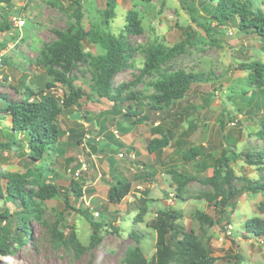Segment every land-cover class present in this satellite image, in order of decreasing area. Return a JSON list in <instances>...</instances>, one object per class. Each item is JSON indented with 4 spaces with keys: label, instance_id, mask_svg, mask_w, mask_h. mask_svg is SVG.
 Listing matches in <instances>:
<instances>
[{
    "label": "rangeland",
    "instance_id": "obj_1",
    "mask_svg": "<svg viewBox=\"0 0 264 264\" xmlns=\"http://www.w3.org/2000/svg\"><path fill=\"white\" fill-rule=\"evenodd\" d=\"M11 8L0 5V24L8 23L10 27L0 31V93L10 100H20L25 97V87L28 86L37 91L44 88L47 81H51V75L47 73L48 66L42 62V49L56 39L54 30H65L74 19L71 15L73 8L69 0H12ZM183 1V0H182ZM106 0H82V25L89 29L93 25L101 31H109L119 35L123 33L126 23L125 16L128 10L137 12L143 31L140 34L124 33L125 39L130 46V59L120 72L115 75L114 86L121 83H130L123 93L135 92L136 100L125 103L147 106L149 95L153 90V82L164 74L174 73L178 70L193 73H203L204 82L193 83L183 99L176 100L168 108L167 113L172 120L177 139L180 146L172 145L171 165L169 170L177 169L187 175H196V178L204 175H211V169L201 172L196 161H185L182 159L184 149L190 146L205 143L208 151L206 162H212L219 156L222 148H234L242 151L256 152L264 149V138L255 136L256 131L264 121V106L262 110L249 107V93L253 89L247 84L246 70L239 64L247 61L259 60L264 63V40L256 34H242L236 28L235 22L230 21L222 28V36L219 41L213 42L207 37L195 45H187L184 53L174 59L162 64L156 71L150 74L141 75L140 70L145 61L144 49L152 43L160 42L169 47L179 42L186 36V31L193 27L190 15L184 10L179 0H117L115 17L104 22L102 10ZM188 7L196 5L198 8L200 0H184ZM253 7L264 9V0H253ZM23 15L26 25L20 32L10 22L12 14ZM196 27V26H195ZM203 35L201 28H196ZM205 37V36H204ZM206 38V37H205ZM83 50L93 55H99L103 49L94 43L82 44ZM6 59L4 61L3 59ZM53 69L62 71L60 67L52 66ZM73 85L81 88L85 95L79 100L81 111L87 115L90 121L81 118L86 128L93 127L95 117L101 119L102 111L110 109L112 101L107 96L93 91L92 85L96 80V72L86 61L77 62L70 72L65 74ZM139 79V80H136ZM132 81H135L133 84ZM59 92L58 99H62L61 91L66 85L56 82ZM247 92L246 96L243 95ZM113 93V92H112ZM111 93V94H112ZM258 97V90H254ZM88 94V95H87ZM124 103V104H125ZM6 101L0 98V107H5ZM262 104V101H260ZM115 107L118 108L116 105ZM115 107L113 111H116ZM127 108V107H125ZM205 108V110H201ZM148 109V107H147ZM224 109V110H223ZM119 110V109H117ZM165 108L162 113L156 116V111L147 110L148 115L161 117L165 115ZM248 110V111H247ZM223 111L226 126L219 129L218 118ZM120 114V113H119ZM63 113L58 118V124H72L71 118ZM109 114L108 116H110ZM112 116V115H111ZM114 117V115L112 116ZM155 117V118H156ZM169 118V117H168ZM125 119L122 114L109 121L108 130L103 132V137L109 141L116 135L111 132L115 122L121 126ZM201 124L198 130L196 124ZM205 123V125H202ZM10 120L7 118L0 128L3 134L9 133ZM143 126V124H141ZM176 125V127L174 126ZM79 127L74 128L78 130ZM144 127L140 131H144ZM234 129L240 130V139L234 141L236 134ZM198 131L187 137L192 131ZM182 134L180 137L179 133ZM185 132V133H184ZM165 134L168 135L166 132ZM233 135V136H229ZM18 137H21L18 135ZM100 133L91 137L98 147L104 145ZM187 137V143H186ZM173 138V136H171ZM185 138V139H184ZM191 138V139H190ZM184 139V140H181ZM0 140H7L0 136ZM88 136L79 146V152L74 150L78 160L86 164V170L94 166L93 175H99L104 163V157H96L95 160L88 157L87 148ZM172 140V139H171ZM181 140V141H180ZM193 140L192 143H189ZM112 141V142H111ZM110 141L107 154L114 156L118 149H124L125 145L119 140ZM121 143V144H120ZM186 143V144H185ZM120 144V145H119ZM170 144H173L170 142ZM23 143L13 145L11 150H4L0 154V168L8 172H25L28 167L26 157L29 149L22 154ZM185 145V147H184ZM25 147V146H24ZM99 148V149H100ZM64 152L57 154L50 152L43 160L34 163L32 166L35 172L41 171L46 182L52 183L59 190L56 197L42 202L41 208L44 211L43 219L46 224L30 219L31 236L24 245L18 247L11 255L1 256L0 264H122L125 250L128 247L138 245L143 255L151 260L155 256V231L147 227L146 223L156 216L158 211L175 209L181 212L182 217L178 222L184 226L186 231L193 233L205 244L211 255L218 257L213 264H232L233 255L242 257L241 264H264V236L254 237L249 235L243 228L247 218L259 215L257 204L262 200V195L244 190L235 200V209L229 212V219L222 218L217 209L214 208V200L207 201L202 197L204 193L212 192L210 185L202 184L191 180L185 184L181 192L176 191L171 176L170 185H144L148 179L138 175L129 177L130 182H141L145 189L153 190L154 199L146 204V213L142 221H136L135 215L139 210V201L135 203L133 210L124 215L122 208L128 207L127 202H112L108 199L110 185H81V197H74L70 191V182L75 180L81 184L84 178L82 170L73 173L64 164ZM174 159V161H173ZM179 159V161H178ZM112 163V159H108ZM200 161V160H199ZM236 177L232 180V188L239 189L244 178L260 181L264 175V166L246 164L241 158L232 163ZM171 168V169H170ZM137 171V170H136ZM150 171L154 174L157 169L154 165ZM139 175L142 172H137ZM142 178V179H141ZM32 183L28 187L36 188L33 176L29 177ZM134 183V184H135ZM224 189H227L224 186ZM143 193V192H142ZM169 195L172 202L169 203ZM138 196V195H135ZM68 202V204L66 203ZM131 204V203H130ZM8 206L14 211L16 206L13 203L0 201V211L3 206ZM141 206V205H140ZM83 210L88 213L85 216ZM97 211L100 216H94ZM202 212L211 218L210 222H201L197 214ZM103 215V216H102ZM90 217V220L88 218ZM104 218V219H103ZM90 221L100 223L94 231ZM75 231L77 239L83 251L76 253L73 247L67 242L68 235Z\"/></svg>",
    "mask_w": 264,
    "mask_h": 264
},
{
    "label": "trees",
    "instance_id": "obj_2",
    "mask_svg": "<svg viewBox=\"0 0 264 264\" xmlns=\"http://www.w3.org/2000/svg\"><path fill=\"white\" fill-rule=\"evenodd\" d=\"M69 2L73 7L71 15L74 22H71L65 30L55 29L56 39L41 51L42 62L45 66H48L47 73L51 75L52 80L47 81L44 88L37 91L26 86L25 97L20 100H10L0 93V98L6 101L5 107H0V126L7 118L10 120L8 127L10 134L4 135L3 129L0 128V136L4 140L7 139L5 141L0 140V154L4 150H11L13 145L22 142L23 149L21 153L26 154L24 150L29 149L26 157L30 165L24 173L18 171L8 172L0 168V201L10 202L16 206V209L12 212L7 205L3 206L0 211L1 256L11 255L30 238L31 218L46 224L43 219L44 211L41 204L43 201L59 194L58 188L52 183L46 182L43 173L41 171L35 172V166L34 169L32 167L34 163L43 160L50 152L60 151L59 141L65 131L58 124L59 116L63 111L70 113L79 110L83 119H86L81 111L79 101L85 93L81 88L75 87L72 81L66 78L65 74L70 72L77 62L86 61L88 58L89 65L97 75L92 85L93 91L96 90L99 94L107 96L112 101L113 107L118 106V108H115L119 113L124 108L122 105L125 102L132 100L138 102L135 92L123 93L130 83H121L117 86L113 84L115 75L126 67L131 56V48L125 39L124 33L140 34L143 31L137 12L133 9L127 11L123 33L115 35L109 31L96 29L93 25L89 29H85L81 23L83 18L82 0H69ZM179 2L190 15L194 26L186 31L185 38L172 46L167 47L160 42L149 44L144 49L145 61L140 70L141 75L156 71L162 64L184 53L187 45H195V43L204 41L207 37L213 42L219 41V36H222L224 32L222 28L226 27L230 21L235 22L240 33L256 34L264 40V9L254 8L253 0H200L198 8L196 5L188 7L184 0H179ZM0 5L11 8L13 1L0 0ZM116 6L117 0H106L105 7L101 12L105 23L115 17ZM9 27L10 24L1 23L0 31H4ZM197 27L203 30V35L198 32ZM85 41L98 44L103 52L99 55L85 52L82 46ZM0 48H2L1 44ZM3 60L6 61L5 58ZM52 66L60 67L62 71L53 69ZM239 66L248 72L247 84L253 88L249 93V103L247 105L250 109L262 110L264 106V63L254 60L242 62ZM203 80H206L203 78V73L178 70L174 73L164 74L153 82L154 92L149 95L147 106H133L128 103L122 115L130 118V125L140 124L149 118L144 110H153L159 115L162 113V109L165 108V115L162 118L170 120V115L166 113L172 103L183 99L193 83L204 82ZM56 82L66 85V93L61 102L52 92ZM132 82L135 83V81ZM254 90H258V97ZM246 93L245 91L243 95L246 96ZM260 101H262V104H260ZM170 121L172 122V120ZM218 122L219 129L223 130L226 126L223 111L218 118ZM98 125L100 124L96 122L97 127ZM174 126L176 127V125ZM196 126L198 125L196 124ZM174 130L175 128L172 129V131ZM172 131L169 130L168 135L162 133L161 137L151 138L147 143L148 152L154 153L169 146ZM239 132L241 131L237 129L232 131V134H236L234 136L235 142L240 139ZM73 134L75 138L77 137L76 144H81L85 135L89 133L86 130H74ZM181 134L182 132L178 136L180 137ZM18 135L21 137H18ZM255 136L260 139L264 138L263 120ZM177 144L180 146L178 140L173 143V146ZM89 146L92 145L89 144ZM91 150L96 153L99 152V148L95 146H92ZM181 155L184 162L199 158L200 161H196V164L200 167V170L205 172L211 169L212 174H202V176L196 178V175H187L172 168L170 174L177 192H181L185 184L191 180L210 185L212 192L204 193L202 197H205L207 201L214 200L213 206L219 212L220 217L227 219H229L228 213L233 212L235 209V200L244 190L261 194L262 200L257 204L259 215L247 218L243 228L251 236H264V175L257 182L244 178L243 185L239 189L232 188V180L236 177L232 163L241 158L246 164L264 166V149L256 152H241L235 146L234 148L224 146L218 157L212 162H206L207 158L209 160L207 147L199 144L190 146L187 150L184 149ZM69 167H71L70 164ZM30 176H33L34 185L32 186H36V188L28 187V184L33 182L30 181ZM70 185V191L74 192L73 196L81 197V183L72 180ZM224 186L227 189H224ZM129 190L130 184L128 181H120L116 185H110L108 199L112 202H120ZM139 202L141 206H138L139 210L135 215L136 221L143 220L147 207L142 199H139ZM66 203L68 204V202ZM79 211L88 216L87 212L80 209ZM181 217V212L175 209L158 211L156 216L146 223L147 227L155 231V256L148 260L143 255L141 248L135 245L125 250L122 264H213L218 257L211 255L208 247L200 241L193 231L184 229V226L178 222ZM197 217L201 222L211 223V218L202 212H198ZM88 220H90V217ZM90 223L94 227V231L101 226L96 221H90ZM67 242L76 253L83 251L75 231L70 232ZM233 259L234 263L232 264L242 263V257L238 254L233 255Z\"/></svg>",
    "mask_w": 264,
    "mask_h": 264
},
{
    "label": "crops",
    "instance_id": "obj_3",
    "mask_svg": "<svg viewBox=\"0 0 264 264\" xmlns=\"http://www.w3.org/2000/svg\"><path fill=\"white\" fill-rule=\"evenodd\" d=\"M130 104L133 105V103H130ZM127 105L128 103H125L122 105L124 108L121 109L120 114H123V112H125V109H126L125 107H127ZM112 106H113V103L111 107ZM133 106H136V105H133ZM111 107L110 109H106L102 111V114L104 117H102L101 119H98L97 117H95V124H94L95 126L93 125V127L91 126L89 128H86V125L83 122L74 120V119H71L70 121L72 124H68V125L65 124L64 128L60 126L62 130H64L65 132L59 141L60 151L55 152V153L61 154L62 152H64V156H65L64 164L67 165L68 167H69V164L71 165V167H69V170L72 169L74 164L77 165L80 161L83 162L81 159L80 160L77 159L78 155L77 156L74 155V150L77 153L79 152L80 144H76L77 137L75 138L73 134V129L79 127L78 130L88 131L91 137L99 133L101 137H103V132L108 130L109 121L115 119L116 117H119L120 115L119 112L113 111L112 110L113 108ZM146 111L147 110H144L145 114L148 115L149 113H146ZM72 112L69 113L67 111H63L62 114L67 113L66 116L70 118L69 115ZM62 114L60 116H62ZM109 114H111L112 116L114 115V117H112L111 115L108 116ZM159 115L156 114V116H159ZM85 116L88 117L87 115ZM148 116L149 118L145 122L140 123V124L130 125L129 117L128 119L124 120L121 126L117 124L118 120L115 122L114 125L115 127H117V130H118V134L115 136V139L123 143L125 145V148L124 149L119 148L117 153L114 156H110V154H107L108 147L110 146V141L107 138L103 137V140L105 142L102 148L98 147V144H96L94 140H92L91 138L87 140L86 144L89 150L88 157L92 158L93 160H95L96 157H101V158L104 157L105 159L103 160L104 166L102 170L99 171L98 173L99 175H96V176L93 175L94 166H91V169L89 170L87 169L85 171H82V173L84 174L83 175L84 178L81 180V182H83V184L81 185H116L120 181L121 182L128 181L127 179H129V177H135L136 175H139L137 172H142L141 177L143 178V180L145 177L147 178H150L151 176L154 177L153 178L154 180L152 181L151 179H148V182L144 180L145 181L144 185H148V186L150 185L149 187H151V185H170L169 183L172 182L170 179L171 174H170V170L167 165H171L172 163L171 161L172 156L169 155V153L172 152L173 144L169 143V146L157 152L149 153L147 150V143L153 137L158 138L162 136V133H166V132L168 133L169 130L172 131L174 127L172 126V122L169 119H161L156 116L155 118L153 115L151 116L148 115ZM85 120H88V119L86 118ZM96 122L100 124L98 125V127L96 126ZM88 124L90 125L89 120H88ZM141 124H143V126ZM202 125H205V123H203ZM142 127L145 128L143 132L140 131V128ZM156 128L158 129L156 130ZM197 128L198 130H201V124L198 123ZM197 132H198L197 130L191 132L190 136L194 135ZM175 134H177L176 130L172 131L173 138L170 141L171 143H175L177 139V135ZM184 139H181V140H184ZM186 142H187V137H186ZM192 142L193 140H190V143ZM89 144L97 148H100L99 152L96 153L93 150H91L92 146H89ZM198 144L205 145V143L202 141ZM122 150H128L134 153L135 160L130 161L127 158L119 157L118 153ZM108 159H112L113 162L110 163ZM198 160L200 159L197 158V161ZM152 165H154L157 169V171L154 174H152L150 171V168ZM201 172L203 171L201 170ZM128 182L131 185V188L135 184H139V183L141 184V182L139 183L130 182V181ZM172 185H175V184H172ZM149 187L144 190L141 197L135 198V203L137 200L139 201V199H142L143 201H145L146 204H148V202L151 201V199H154V197L152 196L153 194L152 192L154 189L148 191L147 189H149ZM135 203L134 202H131V204L128 203L129 204L128 207H126L125 209L122 208V210H124V215H127L128 213H130V210H133V207H131V205L134 206Z\"/></svg>",
    "mask_w": 264,
    "mask_h": 264
},
{
    "label": "clouds",
    "instance_id": "obj_4",
    "mask_svg": "<svg viewBox=\"0 0 264 264\" xmlns=\"http://www.w3.org/2000/svg\"><path fill=\"white\" fill-rule=\"evenodd\" d=\"M12 16H19V17H21L22 19H24L25 20V24L23 25V27L21 28V29H18V28H16L14 25H13V21H12V19H11V17ZM9 20H10V22H11V24L16 28V29H18L20 32L22 31V29L24 28V26L27 24L26 23V19L24 18V16L23 15H18V14H16V13H14V14H12V15H10V17H9ZM54 87H57V86H54ZM66 93V89H64V93H63V95H62V99H63V97H64V94ZM57 98H58V96H56ZM62 99H58L59 100V102H61V100ZM76 111V110H75ZM79 111V110H78ZM80 112V111H79ZM73 113V112H72ZM80 114H81V112H80ZM82 116V115H81ZM83 118V117H82ZM111 132H113V134L114 135H117L118 134V130H117V128H113V130H111ZM87 136H88V139H90L91 138V136H90V134H86ZM85 135V136H86ZM85 141V138H84V140L82 141V143ZM81 143V144H82ZM80 144V145H81ZM120 152H124V153H132V152H130V151H128V150H122V151H120ZM119 152V153H120ZM118 153V154H119ZM133 155H134V159H132V160H130V159H128L126 156H124V158H127L128 160H130V161H134L135 160V154L134 153H132ZM119 156V155H118ZM120 157V156H119ZM80 164H81V167L79 168V169H77V171H78V175H80V173H81V171L82 170H86V164L85 163H83V162H79ZM74 166H76V164H74L73 165V167ZM72 167V168H73ZM137 186H139L140 188H137ZM144 190H145V187H144V185H142V184H135V185H133V187L131 188V185H130V190H129V192L122 198V200L120 201V203H122V202H127V203H131V202H133V200L135 199V198H138V197H141L142 196V192H144ZM135 195H138V196H135ZM95 212H97V211H95ZM94 212V213H95ZM93 213V214H94ZM98 213V212H97ZM94 216L97 218V216H100V214L98 213V215L96 216L95 214H94ZM103 216V215H102ZM104 219V218H103Z\"/></svg>",
    "mask_w": 264,
    "mask_h": 264
},
{
    "label": "built area",
    "instance_id": "obj_5",
    "mask_svg": "<svg viewBox=\"0 0 264 264\" xmlns=\"http://www.w3.org/2000/svg\"><path fill=\"white\" fill-rule=\"evenodd\" d=\"M11 19H12V21H13V25H14L16 28H18V29H21V28L23 27V25L25 24V20L22 19V18L19 17V16H12ZM52 92L57 96L59 90H58L57 87H54V88H52ZM63 93H64V90L61 91V96L63 95ZM118 155H119L120 157H124V156H126V157H127L128 159H130V160L134 159V155H133L132 153H128V152H127V153L120 152ZM137 188H140V187L137 186ZM171 198H172V196L169 195V198H168L169 203L172 202V199H171ZM94 214H95L96 216L98 215L97 212H95Z\"/></svg>",
    "mask_w": 264,
    "mask_h": 264
},
{
    "label": "water",
    "instance_id": "obj_6",
    "mask_svg": "<svg viewBox=\"0 0 264 264\" xmlns=\"http://www.w3.org/2000/svg\"><path fill=\"white\" fill-rule=\"evenodd\" d=\"M69 117L71 118V119H74V120H80L81 118H82V116H81V114H80V112L78 111V110H76V111H74L73 113H71L70 115H69ZM81 167V164L80 163H78L76 166H74L73 168H72V173L74 172V171H76L77 169H79Z\"/></svg>",
    "mask_w": 264,
    "mask_h": 264
}]
</instances>
